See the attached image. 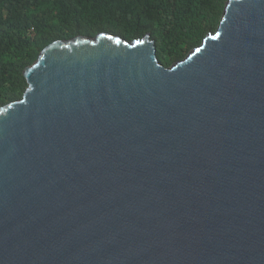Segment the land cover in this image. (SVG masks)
I'll return each instance as SVG.
<instances>
[{
  "label": "water",
  "instance_id": "95a60500",
  "mask_svg": "<svg viewBox=\"0 0 264 264\" xmlns=\"http://www.w3.org/2000/svg\"><path fill=\"white\" fill-rule=\"evenodd\" d=\"M151 34L46 46L0 108V264H264V0L166 67Z\"/></svg>",
  "mask_w": 264,
  "mask_h": 264
},
{
  "label": "trees",
  "instance_id": "16d2710c",
  "mask_svg": "<svg viewBox=\"0 0 264 264\" xmlns=\"http://www.w3.org/2000/svg\"><path fill=\"white\" fill-rule=\"evenodd\" d=\"M228 0H0V108L22 98L24 69L56 40L151 34L166 67L215 32Z\"/></svg>",
  "mask_w": 264,
  "mask_h": 264
}]
</instances>
